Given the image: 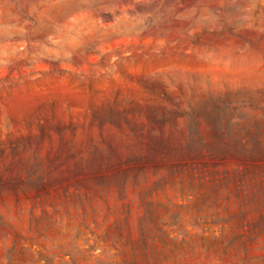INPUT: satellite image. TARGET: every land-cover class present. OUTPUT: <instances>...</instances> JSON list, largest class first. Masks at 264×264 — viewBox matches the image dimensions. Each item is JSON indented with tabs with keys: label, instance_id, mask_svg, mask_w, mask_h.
<instances>
[{
	"label": "rangeland",
	"instance_id": "obj_1",
	"mask_svg": "<svg viewBox=\"0 0 264 264\" xmlns=\"http://www.w3.org/2000/svg\"><path fill=\"white\" fill-rule=\"evenodd\" d=\"M0 264H264V0H0Z\"/></svg>",
	"mask_w": 264,
	"mask_h": 264
}]
</instances>
